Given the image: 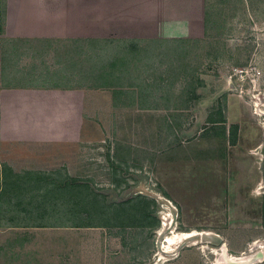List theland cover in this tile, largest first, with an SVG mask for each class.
Instances as JSON below:
<instances>
[{"label": "rangeland", "instance_id": "obj_1", "mask_svg": "<svg viewBox=\"0 0 264 264\" xmlns=\"http://www.w3.org/2000/svg\"><path fill=\"white\" fill-rule=\"evenodd\" d=\"M156 2L179 18L190 12L182 5H202L201 35L176 36L186 31L177 26L107 27L117 35L92 41L90 54H73L75 65L90 70L91 85L112 93L96 94L106 105L91 107L90 141L74 149V170L65 172L71 183L82 182L85 202L97 192L106 209L147 197L148 223L71 225L88 213L63 205L66 190L58 201L59 186L49 188L61 206L36 234L44 264H218L225 243L235 255L264 253V0ZM191 87L198 96L186 99ZM224 96L227 119L243 127L239 143L208 121ZM63 174L43 173L42 182ZM191 229L201 233L173 241ZM248 264H264V257Z\"/></svg>", "mask_w": 264, "mask_h": 264}, {"label": "crops", "instance_id": "obj_2", "mask_svg": "<svg viewBox=\"0 0 264 264\" xmlns=\"http://www.w3.org/2000/svg\"><path fill=\"white\" fill-rule=\"evenodd\" d=\"M156 1L165 0H0V264H44L37 188L66 182L74 149L90 141L91 107L106 105L96 94L112 93L92 86L90 70L75 65L73 54H90L92 41L117 35L107 27L177 26L186 31L176 36L201 35L202 5H182L190 12L179 18ZM229 121L220 124L226 135L238 124L232 144L243 141L240 121ZM51 171L64 172L62 179L43 183Z\"/></svg>", "mask_w": 264, "mask_h": 264}, {"label": "trees", "instance_id": "obj_3", "mask_svg": "<svg viewBox=\"0 0 264 264\" xmlns=\"http://www.w3.org/2000/svg\"><path fill=\"white\" fill-rule=\"evenodd\" d=\"M181 40H185V39H181ZM197 80H198L197 82L199 83V85L204 86V80L202 78H198ZM119 87L120 86H117L116 90H114V93L116 94V96L118 95V97L121 93L124 92L123 90H119L118 89ZM188 92H190L191 95L188 96L186 99H190V98H194L198 96L195 87L189 88ZM132 93L134 94L133 91ZM133 94H131L132 95L131 98H133L134 96ZM147 94H150L149 91L147 92ZM141 105L139 106V108H152V107L158 108L160 107L158 105H151V104H147V105L143 104L142 106ZM168 107H169L168 105L164 106V108H168ZM226 107H227V99H226V96H224V99L217 110L218 116H210L208 118V121H211L212 123L225 122L227 120V116H226V113L223 112V110ZM224 129L226 133L225 125H224ZM237 133H238V124H233L230 127V134H231L233 141H236ZM71 180L73 181L72 183L66 179V182L63 185L59 186L58 188L59 193L57 194L58 196L57 198L62 196V192L66 190L68 196L63 197L64 198L63 205L68 208L69 202H72V208L76 213L79 210L86 211L88 213V216L85 217V219L80 218L79 220L78 219L73 220V223L72 224L70 223L71 225H76V226L111 225L114 223L112 218H117L118 222L116 224L124 225V226H127V225L145 226L148 223V222H145V219L149 215L148 212H150L149 211L150 208H148L150 205V201L147 197H144L141 194H137L136 196L129 198L125 202V203L132 202L129 205H126L124 202H121L120 204H118V206L113 204L111 207L109 206L110 208L106 209V206L103 203V201L99 199L100 194H98L97 192L90 191L89 194L91 198H89V200L87 199L89 201L88 203L85 202L84 199H86V197L85 196L82 197V193L84 191V188H81L83 187L82 182L78 180L77 178H71ZM53 187H47V189L41 190L42 192L38 194L39 198L36 197L35 204H33L36 208L37 214L42 215L41 219L35 220V223H39L37 225H44V226L49 225L43 221V219L46 217L45 215H47V213H49L50 211L59 209V207L57 206L58 204L59 206H61V204L58 202L59 200L52 203L50 201V196L47 195L48 193L47 190ZM40 195H42V197H40ZM71 195L72 197H70ZM140 196L142 197L140 198ZM53 205L54 207H52ZM136 219H138L137 222H136ZM155 222H158V220L156 219Z\"/></svg>", "mask_w": 264, "mask_h": 264}, {"label": "bare ground", "instance_id": "obj_4", "mask_svg": "<svg viewBox=\"0 0 264 264\" xmlns=\"http://www.w3.org/2000/svg\"><path fill=\"white\" fill-rule=\"evenodd\" d=\"M166 223L167 222L165 221V224ZM199 233H201V232L198 231L197 229H191V230H188V231H179L178 233H175L177 237L173 238V241H175L174 239H176V241L177 240L183 241V240L188 239V238H193L196 235H198ZM261 246L264 248L263 245H261ZM166 250L172 251V250H175V249L172 247V248H167ZM244 254H245L244 252L241 255H235V254L230 253L228 245H227V243H225L224 246L222 247V252H221V255L224 258V260L220 259L218 264H225L224 261H227V262L230 261V262H232V263L234 262L236 264H243V263H245V262H247V261H249L251 259V254H246V255H244Z\"/></svg>", "mask_w": 264, "mask_h": 264}, {"label": "water", "instance_id": "obj_5", "mask_svg": "<svg viewBox=\"0 0 264 264\" xmlns=\"http://www.w3.org/2000/svg\"><path fill=\"white\" fill-rule=\"evenodd\" d=\"M262 250H260L258 253H253L251 254V259L247 262H245L244 264H248L249 262L253 263L256 260H261L264 257V253L262 254Z\"/></svg>", "mask_w": 264, "mask_h": 264}, {"label": "built area", "instance_id": "obj_6", "mask_svg": "<svg viewBox=\"0 0 264 264\" xmlns=\"http://www.w3.org/2000/svg\"><path fill=\"white\" fill-rule=\"evenodd\" d=\"M243 72V71H242Z\"/></svg>", "mask_w": 264, "mask_h": 264}]
</instances>
